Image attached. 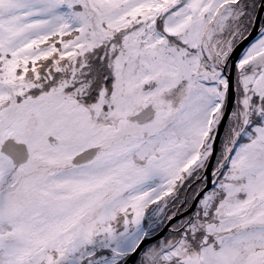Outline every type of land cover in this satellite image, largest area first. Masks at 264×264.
<instances>
[{"label":"snow or ice","instance_id":"1","mask_svg":"<svg viewBox=\"0 0 264 264\" xmlns=\"http://www.w3.org/2000/svg\"><path fill=\"white\" fill-rule=\"evenodd\" d=\"M0 264H264V0H0Z\"/></svg>","mask_w":264,"mask_h":264}]
</instances>
